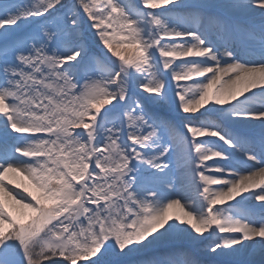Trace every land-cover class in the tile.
<instances>
[{"label":"snow or ice","instance_id":"obj_1","mask_svg":"<svg viewBox=\"0 0 264 264\" xmlns=\"http://www.w3.org/2000/svg\"><path fill=\"white\" fill-rule=\"evenodd\" d=\"M0 264H264V0H0Z\"/></svg>","mask_w":264,"mask_h":264},{"label":"bare ground","instance_id":"obj_2","mask_svg":"<svg viewBox=\"0 0 264 264\" xmlns=\"http://www.w3.org/2000/svg\"><path fill=\"white\" fill-rule=\"evenodd\" d=\"M255 259H256L257 261L260 259V257H259L258 254L255 256Z\"/></svg>","mask_w":264,"mask_h":264}]
</instances>
